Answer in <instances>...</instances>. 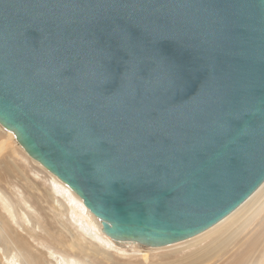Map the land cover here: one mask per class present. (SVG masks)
<instances>
[{
    "label": "water",
    "instance_id": "1",
    "mask_svg": "<svg viewBox=\"0 0 264 264\" xmlns=\"http://www.w3.org/2000/svg\"><path fill=\"white\" fill-rule=\"evenodd\" d=\"M0 126L113 242L191 238L264 181V0H0Z\"/></svg>",
    "mask_w": 264,
    "mask_h": 264
},
{
    "label": "rangeland",
    "instance_id": "2",
    "mask_svg": "<svg viewBox=\"0 0 264 264\" xmlns=\"http://www.w3.org/2000/svg\"><path fill=\"white\" fill-rule=\"evenodd\" d=\"M58 181L0 126V264H34V256L47 264H66L63 257L76 264H166L192 249L169 257L168 246L177 242L156 248L113 242ZM244 225L233 238L228 234L237 225L228 229L222 235L228 242L205 264H264V208Z\"/></svg>",
    "mask_w": 264,
    "mask_h": 264
},
{
    "label": "bare ground",
    "instance_id": "3",
    "mask_svg": "<svg viewBox=\"0 0 264 264\" xmlns=\"http://www.w3.org/2000/svg\"><path fill=\"white\" fill-rule=\"evenodd\" d=\"M7 133L9 135L12 134L8 130ZM52 181L57 182L54 179H52ZM62 184L64 185V183ZM74 198H75L74 200L80 201L82 211L84 210L86 214H90L97 222L98 226L101 227L99 220L95 218L88 211V209L83 205L82 200L77 195H75ZM263 208H264V181L236 209H234L230 214L225 216L216 224H214L210 228L202 231L201 233L191 238L177 242L176 245L168 246V248L171 249L168 251L169 253H166L164 255H168L169 257L172 256L173 253H175L176 251L182 253L185 250H190L191 248L192 249L184 253L183 255L176 256L175 258L173 257L174 260L168 259L167 261L169 262H166V264H205L207 261L213 258L215 252H217L220 248L224 247L228 242V240L226 238H223L224 236H222L226 231H228V229L232 228L233 225H237V227H235L236 229L232 230L231 233L228 234V235L231 234L230 236L233 238V236H236L238 234L235 233L237 230H239L237 228H243L242 226L245 227L244 224L250 223V220L253 219V217L256 216L258 212L261 211ZM244 217L245 219L243 220V222H241V219H243ZM216 236H218V240H215ZM255 238L256 237L254 236L250 240L249 244L247 245V249L253 246V243L255 242ZM74 243L75 242H73L72 240L73 245ZM20 245L23 246V244ZM49 255L52 256L53 253L50 252ZM239 255L241 254L239 253ZM31 258L34 264H47V262L49 261V260L42 261L41 259L35 256ZM62 259L66 264H76L74 263L72 258L63 257Z\"/></svg>",
    "mask_w": 264,
    "mask_h": 264
}]
</instances>
